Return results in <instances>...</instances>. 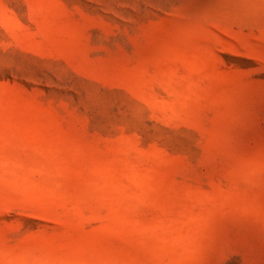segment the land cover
Returning a JSON list of instances; mask_svg holds the SVG:
<instances>
[{
	"label": "rangeland",
	"instance_id": "1",
	"mask_svg": "<svg viewBox=\"0 0 264 264\" xmlns=\"http://www.w3.org/2000/svg\"><path fill=\"white\" fill-rule=\"evenodd\" d=\"M0 264H264V0H0Z\"/></svg>",
	"mask_w": 264,
	"mask_h": 264
}]
</instances>
